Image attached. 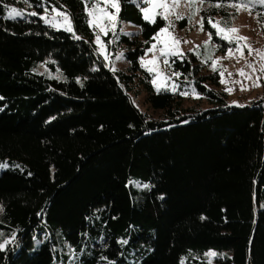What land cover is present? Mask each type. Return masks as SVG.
Segmentation results:
<instances>
[{
  "label": "trees",
  "instance_id": "trees-1",
  "mask_svg": "<svg viewBox=\"0 0 264 264\" xmlns=\"http://www.w3.org/2000/svg\"><path fill=\"white\" fill-rule=\"evenodd\" d=\"M204 1V27L219 50L235 47L208 23L231 22L226 3L234 0ZM19 2L0 0V233H15L0 264H55L59 238L75 249L67 264H136L123 245L141 264H181L187 251L211 248L230 255L188 262L264 264V97L231 106L221 73L193 53L171 66L210 107L185 108L181 94L158 91L140 60L167 21H146L136 0H119L120 20L141 28L120 38L123 70L93 41L92 0H27L68 12L73 32L7 18ZM249 8L264 23V5ZM46 61L65 79L39 73ZM141 85L162 117L135 105Z\"/></svg>",
  "mask_w": 264,
  "mask_h": 264
},
{
  "label": "rangeland",
  "instance_id": "rangeland-1",
  "mask_svg": "<svg viewBox=\"0 0 264 264\" xmlns=\"http://www.w3.org/2000/svg\"><path fill=\"white\" fill-rule=\"evenodd\" d=\"M19 1V4L11 3L6 7V17L9 16L11 9L14 8L22 14L15 18L29 19L37 17L45 24H48L55 29L64 30V18L62 16H58L57 11L65 12L71 19V27L74 31L72 18L65 10L56 6L50 7L47 4H43L40 6V9H37L29 2L25 3L24 0ZM92 1L95 3V0ZM136 1L141 8L147 7V4L143 3L142 0ZM159 2H161V0H154V3ZM240 2L241 0H234L226 3L227 9L236 12L233 15V18H231V22L227 21L222 16H215L214 19L211 18L213 23L219 22L218 28H235L239 30L235 34L227 33V35H236L247 38L246 41H239L240 51L235 50L237 48L236 43L235 47L229 48L233 49L232 54L229 55L228 50H219V45L214 41L212 35L211 40H209V34L211 32L204 27V18L202 14L203 8L206 5L205 1L175 0V5L171 7L170 11L167 13V24L162 28L167 29V31L161 32L160 30L158 32L160 34L159 38L153 40L151 46L146 50L140 60L143 68L147 71H149V69H153V71L149 72L152 74V83L155 81L153 85L156 89L159 88L160 90H167L169 92L179 94L185 93L184 95L181 94L183 96L185 108L205 109L210 107L209 103L204 98H201V94L198 93L193 83L187 82V79L185 78L182 79L180 73L178 76L173 74L176 72L172 69L171 58L175 56L182 57L188 53H193L198 57L199 62L206 66L207 69L213 71V67H215L216 70L223 73V75H221L222 80L224 81V83H222V89L232 94L228 98L230 105H241V103L252 105L256 100L260 99V97H264V86H262L263 84L261 81V76L264 72L261 70L262 67H264V59H262L261 55L258 54V52L264 53V23H262L253 12H249L248 9L242 8L240 11H237L236 8L231 6ZM245 2H247V0H245ZM167 3L172 5L173 0H167ZM255 3H258L257 0H253L252 3H249L248 7ZM92 4L87 6V12L88 9L92 7ZM53 9H56V11H53ZM107 11L110 16L111 13L116 12V9L111 8L109 5ZM162 11H164L163 8H153L149 9V14L151 15L153 12L159 13ZM33 12H35L36 15H32ZM158 16L160 15H155V20ZM177 16L182 18L177 19ZM183 19L187 20L185 25L181 24V20ZM201 21H203V30H201L200 26ZM108 22V17H101L100 23L107 29V34H105L104 31H101L100 27L91 25L95 32L93 41L98 52L105 59L107 64L111 65L114 70H123L128 66V61L125 56L126 44H121L120 38L122 35L130 37H134L135 35L139 36L141 35V28L133 22L120 20L119 12L114 22V27L108 28ZM169 24H171V27H169ZM215 30L217 32V28H215ZM98 33L101 43H97L96 41ZM107 36L109 44L108 40L104 39V37ZM218 36L222 38L221 35ZM172 37L178 38L180 43L178 45L174 44ZM154 44L156 47L152 48ZM245 45L250 46L252 51H250L249 47H246ZM174 48L179 54H172V50ZM149 49L152 50L149 51ZM161 50L164 51L165 55H161ZM118 56L121 58L117 59ZM165 60H167V64L164 63ZM142 61L144 63H142ZM249 64H251L252 67H248ZM36 70L49 78H57L60 80L65 79V75L62 70L58 66H51L49 61L41 62L37 66ZM241 70H243L244 75H240ZM229 73H231V75H229ZM78 80H80V78H78ZM182 80H185L186 82L181 83ZM237 81L239 83H236ZM256 83H259L258 87L254 86ZM228 89H231V91H228ZM132 98L140 111L147 113L151 118L157 119L162 117V111L148 101L144 86H136L132 93ZM0 163L5 162L0 160ZM4 169L5 168H0V171ZM0 206H2L1 203ZM13 237H15V233L12 235H4L1 237L0 243H3L4 239H8L11 241L9 244H11L15 240ZM8 245H6L5 248H7ZM38 245L39 243L36 237L35 247L37 248ZM74 251L75 249L72 245L65 242L63 238H59L56 245V252L59 257L56 258L55 264H67L64 263V255L72 257ZM135 251L136 250L132 247L123 245L122 252L125 258H127L129 262L141 264L142 256L137 255ZM210 252L215 253V255H207ZM227 255H230L229 251L215 248L203 251L189 250L182 256L181 264H190L188 262L190 258L193 260L205 259L209 262H213L217 258H222ZM191 264H196V262L193 261Z\"/></svg>",
  "mask_w": 264,
  "mask_h": 264
},
{
  "label": "snow or ice",
  "instance_id": "snow-or-ice-1",
  "mask_svg": "<svg viewBox=\"0 0 264 264\" xmlns=\"http://www.w3.org/2000/svg\"><path fill=\"white\" fill-rule=\"evenodd\" d=\"M25 3H27V0H24ZM143 3L147 4L146 8H141V11L143 12V18L145 20H148L151 23H155V15H160L163 19H167V13L170 11L171 7H173L175 5V0H173V4L169 5L167 3V0H161V2L159 3H154V0H142ZM253 0H247V2H245V0H241L240 3L238 4H233L231 5L232 7L236 8L237 11H240L242 8L244 9H248L249 12L251 11L250 8L248 7L249 3H252ZM257 2H259L261 5H264V0H257ZM103 5V7H102ZM111 6V8L116 9L115 13H111V15L109 16V13L107 11L108 6ZM222 5H216V7H221ZM87 7V4H86ZM153 8H163L164 11L156 13L153 12L151 15L149 14V9H153ZM53 11H56V9H53ZM119 12V2L118 0H95V3L92 4V7L90 9H88V17H90L88 19V23L89 25H95L97 27H100L101 31H104L105 34H107V29L105 27H103L100 23V19L101 17H108L109 22H108V28L114 27V22L116 20V17L118 15ZM14 14V15H13ZM22 15L20 12H18L16 9H11L9 16L7 18L9 19H14L17 16ZM32 15H36L35 12L32 13ZM57 15L58 16H62L64 18V24H65V29L66 31H73L72 27H71V19L69 17V15L65 12H59L57 11ZM182 17L177 16V19H180ZM43 19V17H42ZM209 24L212 25L213 28H217V32L216 35H221L223 39H227L229 40L230 43H236L237 44V48L235 49L236 51H240V47H239V41H246L247 38L245 37H240V36H229L227 35V33H237L239 30L235 29V28H226V29H221L218 28V23H213L211 20L208 21ZM200 26H201V30H203V21L200 22ZM169 27H171V24H169ZM167 31V29H161V32H165ZM223 34V35H222ZM159 33L157 34L156 37H154V39H158L159 38ZM211 33L209 34V40H211ZM76 39H79V37H76ZM96 41L97 43H101L100 40V36L99 33L96 36ZM172 41L174 42V44L178 45L180 43V40L178 38L172 37ZM207 43V42H205ZM246 47H249V50L252 51V49L250 48V46L245 45ZM156 45L154 44L152 46V48H155ZM152 49H149V51H151ZM233 52V49H228V54L231 55ZM172 54L173 55H177L179 54L176 49L174 48L172 50ZM258 54L261 55L262 59H264V53H259ZM122 55V54H121ZM161 55H165L164 51L161 50ZM121 57L118 56L117 59H120ZM155 59V57H154ZM142 63H144L142 61ZM165 64H167V60L164 61ZM248 67H252L251 64L248 65ZM262 71H264V67H262L261 69ZM149 71H153V69H149ZM213 71H216V68L213 67ZM174 75H179V73H173ZM221 75H223V73H221ZM229 75H231V73H229ZM240 75H244L243 70H241ZM153 83H155V81H153ZM221 83H224L223 80H221ZM236 83H239L238 81ZM255 87L259 86V83L254 84ZM158 91L160 90L159 88L157 89ZM228 91H231V89H228ZM182 95H184L185 93H181ZM0 99H2V97H0ZM7 164L6 163H0V168H6ZM145 188L148 187V185H144ZM3 207L0 206V212H3ZM3 236V233H0V237ZM15 237H13L14 239ZM11 241L8 239H4L3 243H0V251L5 249V246L8 245ZM121 243H127V241H122ZM207 255H215V253H208Z\"/></svg>",
  "mask_w": 264,
  "mask_h": 264
},
{
  "label": "water",
  "instance_id": "water-1",
  "mask_svg": "<svg viewBox=\"0 0 264 264\" xmlns=\"http://www.w3.org/2000/svg\"><path fill=\"white\" fill-rule=\"evenodd\" d=\"M236 105H240V104H233V105L231 104V106H236Z\"/></svg>",
  "mask_w": 264,
  "mask_h": 264
},
{
  "label": "built area",
  "instance_id": "built-area-1",
  "mask_svg": "<svg viewBox=\"0 0 264 264\" xmlns=\"http://www.w3.org/2000/svg\"><path fill=\"white\" fill-rule=\"evenodd\" d=\"M254 89H255V87H254Z\"/></svg>",
  "mask_w": 264,
  "mask_h": 264
},
{
  "label": "crops",
  "instance_id": "crops-1",
  "mask_svg": "<svg viewBox=\"0 0 264 264\" xmlns=\"http://www.w3.org/2000/svg\"><path fill=\"white\" fill-rule=\"evenodd\" d=\"M241 104H243V103H241Z\"/></svg>",
  "mask_w": 264,
  "mask_h": 264
}]
</instances>
